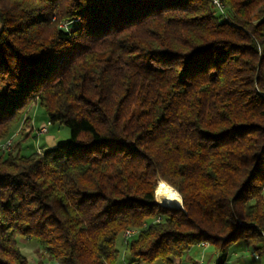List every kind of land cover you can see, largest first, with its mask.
<instances>
[{
	"label": "trees",
	"instance_id": "obj_1",
	"mask_svg": "<svg viewBox=\"0 0 264 264\" xmlns=\"http://www.w3.org/2000/svg\"><path fill=\"white\" fill-rule=\"evenodd\" d=\"M29 104L69 139L0 149V264L264 252V0H0V140Z\"/></svg>",
	"mask_w": 264,
	"mask_h": 264
},
{
	"label": "rangeland",
	"instance_id": "obj_2",
	"mask_svg": "<svg viewBox=\"0 0 264 264\" xmlns=\"http://www.w3.org/2000/svg\"><path fill=\"white\" fill-rule=\"evenodd\" d=\"M67 22L64 21L59 24L60 29H66ZM25 118L27 119L25 125L20 123L15 127L11 137H13L11 142V147L9 150H19L20 155L27 156L32 152H41L42 147L45 145L48 137L57 138L58 141L56 145L62 144L69 139V131L67 128L62 127L58 124L49 125L47 121L46 114L44 110L35 104H29L24 109ZM30 118V119H29ZM48 124V133L40 137H36V130L41 126ZM32 131V132H31ZM9 137V138H11ZM6 140V139H5ZM4 141V140H0ZM1 154V152H0ZM18 247L21 253L28 259L30 264H55L52 261H48L45 256L41 253L34 239H17ZM124 243L122 236L117 239L116 249L120 252V256L123 257V247ZM128 260V255L125 257ZM129 264H131L129 262ZM154 264H161L160 262H155ZM212 264H215L213 262Z\"/></svg>",
	"mask_w": 264,
	"mask_h": 264
},
{
	"label": "crops",
	"instance_id": "obj_3",
	"mask_svg": "<svg viewBox=\"0 0 264 264\" xmlns=\"http://www.w3.org/2000/svg\"><path fill=\"white\" fill-rule=\"evenodd\" d=\"M47 132L44 135H47ZM43 136V135H42ZM57 138L48 137L45 145L42 147V151L52 149L56 146ZM123 257L120 256L119 261L116 264H129L131 261L126 260L127 253L125 252L124 243ZM218 261V253L213 246L206 244L204 246L195 245L192 246L181 258L173 260V264H215ZM161 263V262H160ZM131 264H143V263H131ZM162 264V263H161ZM225 264H264V252L255 251L252 248L240 243L234 246L228 256Z\"/></svg>",
	"mask_w": 264,
	"mask_h": 264
},
{
	"label": "bare ground",
	"instance_id": "obj_4",
	"mask_svg": "<svg viewBox=\"0 0 264 264\" xmlns=\"http://www.w3.org/2000/svg\"><path fill=\"white\" fill-rule=\"evenodd\" d=\"M155 197L157 202L163 206H182V200L178 192L163 181H158L155 191Z\"/></svg>",
	"mask_w": 264,
	"mask_h": 264
},
{
	"label": "built area",
	"instance_id": "obj_5",
	"mask_svg": "<svg viewBox=\"0 0 264 264\" xmlns=\"http://www.w3.org/2000/svg\"><path fill=\"white\" fill-rule=\"evenodd\" d=\"M213 4H215L217 7L220 8V4L217 1H213ZM48 128V124L41 126L38 130H36V137H40L44 134H46ZM13 137L7 138L4 141L0 142V149L8 151L11 147V142H12ZM159 221V219H157ZM139 233L138 229L134 228H129L126 229L123 234H122V239L124 241V244L132 240L137 234ZM199 245L204 246L206 243H200Z\"/></svg>",
	"mask_w": 264,
	"mask_h": 264
},
{
	"label": "water",
	"instance_id": "obj_6",
	"mask_svg": "<svg viewBox=\"0 0 264 264\" xmlns=\"http://www.w3.org/2000/svg\"><path fill=\"white\" fill-rule=\"evenodd\" d=\"M160 206H163V205H161V204H159ZM163 207H167V208H173V209H180V210H182V206L181 207H168V206H163Z\"/></svg>",
	"mask_w": 264,
	"mask_h": 264
}]
</instances>
